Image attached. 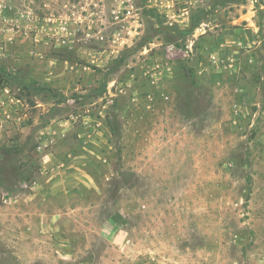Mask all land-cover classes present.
Wrapping results in <instances>:
<instances>
[{"label":"rangeland","instance_id":"obj_1","mask_svg":"<svg viewBox=\"0 0 264 264\" xmlns=\"http://www.w3.org/2000/svg\"><path fill=\"white\" fill-rule=\"evenodd\" d=\"M0 264H264V0H0Z\"/></svg>","mask_w":264,"mask_h":264}]
</instances>
